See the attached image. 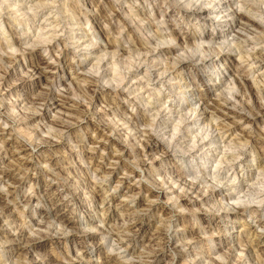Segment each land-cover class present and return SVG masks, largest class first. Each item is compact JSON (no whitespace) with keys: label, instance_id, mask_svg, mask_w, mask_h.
Returning a JSON list of instances; mask_svg holds the SVG:
<instances>
[{"label":"rangeland","instance_id":"374dc122","mask_svg":"<svg viewBox=\"0 0 264 264\" xmlns=\"http://www.w3.org/2000/svg\"><path fill=\"white\" fill-rule=\"evenodd\" d=\"M208 1L0 0V173L17 170L0 174V242L21 231L1 264H264V26L241 32L239 0ZM198 44L204 60L171 64ZM221 98L219 132L185 104Z\"/></svg>","mask_w":264,"mask_h":264},{"label":"bare ground","instance_id":"6f19581e","mask_svg":"<svg viewBox=\"0 0 264 264\" xmlns=\"http://www.w3.org/2000/svg\"><path fill=\"white\" fill-rule=\"evenodd\" d=\"M223 0H210V1H208L207 3H205V4H210V3H212V2H214L215 4H216V6L218 7V5L220 4V3H222V6H221V9H223V10H228L229 9V7H231V5H232V3H231V1H229V2H226V0H224V2H222ZM235 2H233V4H235L236 3V1L237 0H234ZM128 2V0H124V3H127ZM172 2V1H171ZM239 2H240V9L241 10H239V11H237V10H235V11H230V13L229 14H227V16H229L230 18H231V20H232V24L233 25H236L235 27H237V29L239 30V31H241V32H246V33H252V32H260V31H262L263 30V26H264V11H262V9L261 8H258V6L257 7H255L253 4H252V0H239ZM177 4V3H176ZM260 5V4H259ZM191 6V2H187L185 5H183L182 6V8H184V10L185 9H188V8H191L190 7ZM260 7V6H259ZM264 7V6H263ZM201 10V12H200V14L201 15H203L204 13H206V12H208V10L206 9V8H200ZM220 9V10H221ZM220 10L218 11V13H221L220 12ZM141 11V10H140ZM215 12H213L212 14H209V15H215L214 16V18H217V15L216 14H214ZM138 16L141 14V12H139L138 11ZM246 14H252V15H255L256 17H258V20L257 21H255V20H253V19H251L250 17H247V15ZM207 14H205V16H206ZM136 17V16H135ZM44 30V29H43ZM223 36L224 37H227V35L225 36L224 34H223ZM170 40H173V41H175V38H173V37H168ZM228 38V37H227ZM156 39H164L163 38V36H161V34H159L158 36H156ZM46 41V40H45ZM247 42V40H245V41H241L238 37H231L229 40H227V43H228V50H233V49H238V48H240V47H242L245 43ZM144 43V42H143ZM93 44V43H92ZM91 45V41H90V44H88V46H90ZM141 45H143V44H141ZM115 48V47H114ZM189 48V47H188ZM220 49V48H219ZM157 50V49H156ZM223 49H220L219 50V52H221ZM154 51H155V49H154ZM154 51H148V52H146L145 53V55H144V57H145V59H144V62H142V63H146V61H148L147 60V58H146V56H149V55H152V54H154ZM210 51V50H209ZM206 48H201V45L200 44H198L197 45V47L196 48H193V49H191V48H189V51H188V56H185V57H182V58H179L177 61H174V62H172L171 64L174 66L175 64H177V63H183V62H185V61H187V60H191V59H193L194 57H196L197 55V57H199V60H204V58L207 56L208 57V52H209ZM247 51V50H246ZM169 52L170 51H166V53L167 54H169ZM156 54H160V51H157L156 52ZM167 54H164V56H166ZM206 54V55H205ZM142 55V56H143ZM239 56H238V59L239 60H241V59H244V58H246V60H248V59H251L250 61H253L254 60V58H255V55H254V57L253 56H249L248 54L247 55H245V56H240L241 54H238ZM259 59V58H258ZM262 60V59H261ZM9 62V61H8ZM7 62V63H8ZM256 62V61H255ZM139 63H140V60H139ZM262 63V62H261ZM5 65V64H4ZM167 65V64H166ZM251 65H253V62L251 63ZM255 65V64H254ZM162 72H165L164 70H161ZM31 74L29 75V76H37V78H41V77H43V73H44V71H43V69L40 67V66H38V65H33V67L31 68ZM161 72V73H162ZM163 74V73H162ZM28 76V75H27ZM157 76H159V74L157 75ZM102 77V76H101ZM103 77H104V75H103ZM102 77V78H103ZM113 78V77H112ZM83 80L85 81V82H87V84H89L88 86L89 87H93L94 85H92V83L94 82V80H93V78H88V79H86L85 77H83ZM82 81V80H81ZM96 81V80H95ZM113 80H110L109 82H112ZM123 81V78H122V80H118V81H116V83H115V86H114V88L117 86V85H120V84H118L119 82L121 83ZM238 82V81H237ZM242 82V81H241ZM240 83V82H239ZM263 83V82H262ZM110 84V83H109ZM254 84H258V82H254ZM235 85H237V84H235ZM247 86L248 85H246L244 82H242V83H240V89H241V91L244 93V92H247V93H249L248 92V89H247ZM112 87V86H111ZM118 87V86H117ZM235 87H237V86H235ZM249 87V86H248ZM262 87V86H261ZM260 88V87H259ZM91 89V88H90ZM239 89V90H240ZM263 89V88H262ZM87 90V89H86ZM93 90V89H92ZM260 90V89H259ZM91 91V90H90ZM238 91V90H237ZM236 91V92H237ZM262 91V90H261ZM93 92V91H92ZM44 94H41V96H39L38 94V97H37V99H34L35 100V103H34V105L36 106V107H41V101H43V98L45 97V96H47V95H50L49 93H47V92H43ZM40 94V93H39ZM241 94V93H240ZM57 97H59V96H57ZM57 97H55V98H53V97H51L50 98V100H52L53 101V104H65L64 102H63V98L62 97H59V98H57ZM236 97V96H235ZM45 98H47V97H45ZM33 100V101H34ZM66 102V101H65ZM215 102V101H214ZM239 102V101H238ZM73 103V102H72ZM185 104H188V105H190V108L187 110L188 112H190V113H192V116H194V115H196V114H198V112H203V114H205L206 113V115L204 116V119L206 120V122H207V125H206V127L208 128H210V130H211V128H212V126H214L213 128H212V130H214V131H216V132H219L220 130H222L221 129V125L220 124H218L217 125V123L216 122H214V120H221V122H223V121H225V119H227V118H230V115H233L232 113H231V107H233V105L230 103V101L227 99H223V98H221L220 100H218L216 103H215V107H219L220 108V110L219 109H217V111H215V109H213L212 107V111H208L209 113H207L206 112V110H211V109H208L206 106H204V103H198L197 105H198V108H199V110H196V108L194 107V105L195 104H192V102L190 101L189 103H187V101L185 102ZM35 108V107H34ZM33 108V109H34ZM70 108H72V110H76V108H77V105L76 104H71V107ZM231 110H230V109ZM36 109V108H35ZM32 111V110H31ZM79 111V110H78ZM250 111V110H249ZM67 113V112H66ZM72 113V112H71ZM156 114L154 115V118H156V117H158L159 116V112L157 111V112H155ZM183 114H186L185 112L183 113ZM199 115V114H198ZM202 115V114H201ZM67 116H70V117H72V115L70 114V113H67L66 114V117ZM74 118V117H73ZM3 119V118H2ZM67 119H68V117H67ZM26 120L28 121H31V120H33V114L32 115H29V116H27L26 117ZM55 120V119H54ZM186 120V118H185V115L181 118H179V121H181V122H184ZM4 121V120H3ZM55 126L54 127H57L58 129L59 128H66L67 129V127L69 126H67V124L68 123H66V121H64V119L63 118H57L55 121ZM66 123V124H65ZM202 123V122H201ZM212 124H214V125H212ZM194 125H198V123L196 122ZM212 125V126H211ZM176 128V127H175ZM203 128V127H202ZM205 129V128H204ZM173 131H175V129H173ZM174 133V132H173ZM146 134H148V135H146ZM175 134V133H174ZM212 134H213V132H212ZM219 134V133H218ZM144 135H145V137L146 136H148L149 137V133H144ZM153 135V134H152ZM204 135H207V136H212L211 135V132L210 131H208L207 132V134H205L204 133ZM173 136V135H172ZM153 136H151V138H152ZM212 138V137H211ZM213 138H216V139H219L220 137H219V135H216L215 137H213ZM148 139V138H147ZM146 140V139H145ZM53 141V140H52ZM148 142V141H147ZM45 143H50V142H48V141H46V139H45ZM43 144H44V142H43ZM146 145H147V143H146ZM23 147V146H22ZM25 147V146H24ZM144 147H146V146H144ZM193 146H190V148H192ZM16 148V147H15ZM21 147H19L18 149H20ZM21 149H24V148H21ZM16 150V149H15ZM21 151H23V150H21ZM116 152H117V150H116ZM120 152V151H119ZM24 155V154H23ZM113 155V154H112ZM47 157V156H46ZM22 158H23V156H22ZM43 161V160H42ZM47 161V160H46ZM46 161H43V162H46ZM17 162V161H16ZM117 163V162H116ZM25 164V163H24ZM27 164V163H26ZM9 166H7L6 168H4L5 170L2 172L1 171V175H3V178H5V179H9V178H13V174H14V172H16L17 170H16V168H14V167H16L15 165L14 166H12V165H10V164H8ZM114 165V164H113ZM28 166V165H27ZM23 167V166H22ZM52 167V166H51ZM22 169V168H21ZM46 171V170H45ZM47 172V171H46ZM109 175V174H108ZM49 176V175H48ZM51 176V175H50ZM17 179V178H16ZM15 180V179H14ZM13 180V181H14ZM18 180V179H17ZM16 181V180H15ZM19 181V180H18ZM17 184V183H16ZM65 189V188H64ZM189 189L190 190H196L197 189V186L194 184V183H190V187H189ZM67 191V190H66ZM69 191V190H68ZM62 196V195H61ZM103 202V201H102ZM3 203V202H2ZM2 205V206H1ZM0 205V208H2V210L4 209V207H5V204H1ZM63 205V204H62ZM60 207V206H59ZM2 211L0 210V219L2 218L1 216H2ZM61 227H65V226H61ZM125 230V229H124ZM127 231H129V230H127ZM21 234V231H18V234L16 235V236H14V238H13V240H9V241H3V242H0V244H3V245H5V244H11V243H15V241H17L16 240V238H17V236H19ZM55 234H58V232L56 231V232H54L52 235H55ZM126 234V233H125ZM112 236H113V238H115L114 240H115V245H119L120 246V248H121V245H122V243L124 242V240H125V236H124V233L123 234H119V233H117V232H115V233H113L112 234ZM36 239V238H35ZM37 240V239H36ZM113 240V239H112ZM18 242V241H17ZM113 243V242H112ZM153 253V252H152ZM149 256V258H153V257H155L153 254H149L148 255ZM1 264V263H0Z\"/></svg>","mask_w":264,"mask_h":264}]
</instances>
